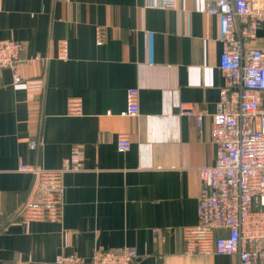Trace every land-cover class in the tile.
I'll return each instance as SVG.
<instances>
[{
    "label": "crops",
    "instance_id": "1",
    "mask_svg": "<svg viewBox=\"0 0 264 264\" xmlns=\"http://www.w3.org/2000/svg\"><path fill=\"white\" fill-rule=\"evenodd\" d=\"M213 5L0 0V40L25 44L21 82L0 72V264H53L61 254L88 261L100 248L125 247L136 250L135 264H239L237 256H187L181 237L199 222L200 169L216 162L211 128L225 79ZM132 88L136 116L124 114ZM70 98L82 99L81 116L67 114ZM181 103L205 112L200 126L180 115ZM119 134L131 140L125 152ZM74 147L83 170L64 177L62 221L23 223L33 180L21 165L57 169Z\"/></svg>",
    "mask_w": 264,
    "mask_h": 264
},
{
    "label": "built area",
    "instance_id": "2",
    "mask_svg": "<svg viewBox=\"0 0 264 264\" xmlns=\"http://www.w3.org/2000/svg\"><path fill=\"white\" fill-rule=\"evenodd\" d=\"M207 13L217 16L223 50L220 69L225 79L213 116L211 138L216 162L200 169L202 189L198 201L199 222L181 231L183 253L187 256L219 254L237 256L239 264H264V0H209ZM173 0H166L172 5ZM96 44L106 41V29L95 31ZM25 44L0 40V72L12 71L13 83L22 80L19 68ZM57 57L68 58V43H58ZM139 113V92L127 91L125 115ZM179 113L195 119L200 126L205 112L194 104L181 103ZM69 116L83 114L81 98L67 102ZM128 135L117 136V149L130 148ZM35 148L36 144L31 143ZM84 152L74 147L59 168L47 170L21 165L32 176V196L21 216L23 223H59L65 205L67 173L83 170ZM224 231V234H220ZM159 231L155 232L158 240ZM138 254L125 247L119 252L100 248L90 260L76 254L58 255L53 264H135Z\"/></svg>",
    "mask_w": 264,
    "mask_h": 264
},
{
    "label": "trees",
    "instance_id": "3",
    "mask_svg": "<svg viewBox=\"0 0 264 264\" xmlns=\"http://www.w3.org/2000/svg\"><path fill=\"white\" fill-rule=\"evenodd\" d=\"M2 228H3V226H2V224H0V231L2 230Z\"/></svg>",
    "mask_w": 264,
    "mask_h": 264
}]
</instances>
